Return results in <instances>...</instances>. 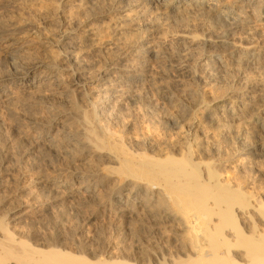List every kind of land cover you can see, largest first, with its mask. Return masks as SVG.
Returning <instances> with one entry per match:
<instances>
[{
	"label": "bare ground",
	"instance_id": "obj_1",
	"mask_svg": "<svg viewBox=\"0 0 264 264\" xmlns=\"http://www.w3.org/2000/svg\"><path fill=\"white\" fill-rule=\"evenodd\" d=\"M0 264H264V0H0Z\"/></svg>",
	"mask_w": 264,
	"mask_h": 264
}]
</instances>
